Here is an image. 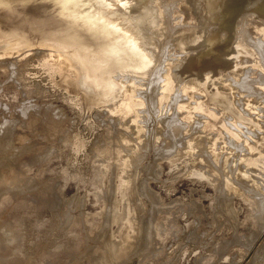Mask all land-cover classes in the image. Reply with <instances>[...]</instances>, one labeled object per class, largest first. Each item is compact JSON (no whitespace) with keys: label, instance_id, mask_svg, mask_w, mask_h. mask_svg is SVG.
Masks as SVG:
<instances>
[{"label":"rangeland","instance_id":"374dc122","mask_svg":"<svg viewBox=\"0 0 264 264\" xmlns=\"http://www.w3.org/2000/svg\"><path fill=\"white\" fill-rule=\"evenodd\" d=\"M25 1L27 10L16 19L33 15L61 37L77 30L76 19L53 0ZM182 26L167 24L157 54ZM85 41L88 49L100 42ZM52 52L58 55L49 45L0 47V120H12L0 124L7 138L0 139L1 159L6 156L0 162V264L264 262V106L254 91L264 71L248 62L251 56L239 72L210 82L213 88L229 78L237 84L230 94L237 96L236 112L220 114L204 93H181L177 83L170 94L157 87L149 103L132 109L124 95L86 104L70 83L76 73L67 68L63 77ZM154 68L112 75L125 88L126 79L143 81ZM150 212L155 217L149 219ZM159 228H167L164 236ZM148 240L160 241L152 248Z\"/></svg>","mask_w":264,"mask_h":264},{"label":"bare ground","instance_id":"6f19581e","mask_svg":"<svg viewBox=\"0 0 264 264\" xmlns=\"http://www.w3.org/2000/svg\"><path fill=\"white\" fill-rule=\"evenodd\" d=\"M58 1L62 5L71 4L75 1L76 5L79 3L78 15L80 18H86L92 24V26L89 25L91 28H99L106 42L88 49V45L85 46L86 41H83L84 39L78 40L53 35L47 29L40 27L41 22L37 21L34 16L21 21L16 19L17 15H14V12L10 13L0 9V47L22 49L34 45H49L58 53V55L53 52L49 54L50 59L53 60L52 65L57 66V70L63 71V77L68 75L67 68L74 70L76 80L70 83L75 91H83L86 104L113 102L119 96L124 95L130 97L128 103L130 107L128 109H132L134 106L149 103L153 99V90L157 87L164 93L170 94L177 83L181 93H188L193 97V92L199 90L205 94L206 102L210 103L214 109H218V113L226 114L230 112L233 114L235 111L234 101L237 100V96H230V94H234L232 93L233 87L237 84L229 78L213 88L210 82H214L216 76H223L224 73L239 72L247 62L245 55L251 56L249 63L264 71V0H168L166 4H163L162 0ZM132 1L136 3L129 8ZM250 4L253 5V8L250 7ZM250 9L253 12H250ZM177 23H182L184 26L175 28L176 32L173 34L171 42L161 50L164 51L163 53L157 54L159 50L156 46L157 39L165 36L167 24ZM110 61L113 65L108 69L106 64ZM154 66V70L143 81L136 82L131 78L126 79L127 85L125 88L121 87L122 82L120 79L114 78L115 76L112 75L117 71H120L122 76L126 74H143ZM244 91H248V89L245 87ZM254 91L259 107L264 106V82H259L257 89L255 88ZM181 93L176 95L178 96L176 101L181 98ZM209 113L215 121L218 120L215 111ZM0 115L2 116L3 113ZM248 116L247 113V116L245 114L240 118L242 121L249 123ZM2 122L3 120H0V124ZM4 122H12V120H4ZM15 123H17L16 120ZM8 125L11 126L9 123ZM8 125H5L7 128L3 126L2 128L8 129ZM10 126L9 130L12 128ZM12 126L14 127L13 123ZM178 129L180 132L183 128L178 127ZM2 137L3 139L6 138L3 135ZM2 137L0 136V139ZM5 142L6 140L3 141L4 144ZM4 144L3 146H9V144ZM1 156L0 162L3 164L2 159L6 156H3L2 159ZM257 159L254 161L257 162ZM10 163L12 164V162ZM4 164L7 165L6 162ZM3 167L5 166L3 165ZM0 168L2 167L0 166ZM148 170L154 171L153 168ZM111 172L113 173V170ZM149 178L150 176L147 179ZM145 189L144 191H149L148 188ZM144 191L143 193H145ZM148 191H146L147 194H149ZM150 192L152 195L154 194L152 191ZM151 194L148 197L150 202H152ZM156 196L152 197L155 198ZM156 198L158 201V196ZM154 200V204L153 202L151 204L155 207L157 201ZM158 206L155 208H158ZM168 207H164L166 211ZM160 209L159 214L164 211L163 208L162 211ZM106 211H108V208ZM150 213L152 217L149 219L154 216L153 212ZM171 218L169 217V220ZM149 222L152 223V221ZM170 222L171 220L166 223ZM169 227L168 234H171L173 231L171 232L172 228L170 227L169 232ZM151 228L153 229L152 225ZM166 229L164 228V230ZM145 230L148 231L149 229ZM164 230L161 231L159 228L162 234L160 232L158 234L164 236ZM168 234L165 236H168ZM145 236L142 238L143 242L147 239ZM153 236L151 238L154 240ZM156 238L159 239L160 237ZM7 240L9 239L7 238ZM156 240L152 243L160 241ZM151 241L146 242H150L149 245L151 244L150 247L153 248ZM250 241L253 242V240ZM140 249L142 248L140 247ZM262 262L261 264L264 263Z\"/></svg>","mask_w":264,"mask_h":264},{"label":"water","instance_id":"95a60500","mask_svg":"<svg viewBox=\"0 0 264 264\" xmlns=\"http://www.w3.org/2000/svg\"><path fill=\"white\" fill-rule=\"evenodd\" d=\"M53 2L56 5H59L62 9H65V12L69 13L70 16H72L73 19H76V21H77L78 28H77V30H73L71 32L69 38H72V39L75 38L78 40L84 39L83 41L92 38V39L99 40L100 41L99 45H102L104 42H106V41H104L103 35L99 31V28L98 29L91 28L89 25L92 26V24L89 23V21L86 18H84V17L80 18V16L78 15V11L80 10L79 9L80 8L79 3L76 5L75 4L76 1H75L71 4L62 5L59 3L58 0H53ZM0 9H3V10L10 12V13L14 12V15H17V16L23 15V13H25V11L27 10L26 1L25 0H1L0 1ZM75 9L77 12L75 11ZM79 32H81V34H83V35L80 36ZM65 38H67V37H65ZM106 65L109 69L112 67L113 63L110 61V63L108 62Z\"/></svg>","mask_w":264,"mask_h":264},{"label":"flooded vegetation","instance_id":"af4514ba","mask_svg":"<svg viewBox=\"0 0 264 264\" xmlns=\"http://www.w3.org/2000/svg\"><path fill=\"white\" fill-rule=\"evenodd\" d=\"M262 164H264V162H261Z\"/></svg>","mask_w":264,"mask_h":264}]
</instances>
